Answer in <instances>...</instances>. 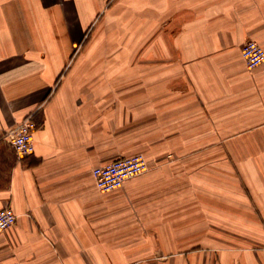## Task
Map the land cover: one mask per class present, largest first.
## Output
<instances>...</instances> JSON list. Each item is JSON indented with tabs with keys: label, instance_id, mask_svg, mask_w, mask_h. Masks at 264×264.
<instances>
[{
	"label": "crops",
	"instance_id": "obj_1",
	"mask_svg": "<svg viewBox=\"0 0 264 264\" xmlns=\"http://www.w3.org/2000/svg\"><path fill=\"white\" fill-rule=\"evenodd\" d=\"M248 39L264 48V0H0V209L17 215L0 264H264ZM29 114L19 157L5 132ZM136 153L144 173L96 189L94 166Z\"/></svg>",
	"mask_w": 264,
	"mask_h": 264
},
{
	"label": "built area",
	"instance_id": "obj_2",
	"mask_svg": "<svg viewBox=\"0 0 264 264\" xmlns=\"http://www.w3.org/2000/svg\"><path fill=\"white\" fill-rule=\"evenodd\" d=\"M240 53L248 69L264 63V48L256 40H246L241 46ZM38 127L33 115L29 114L6 130L5 139L19 157L34 152L33 136ZM147 169L145 156L136 153L94 166L91 175L96 189L100 192H108L122 187L125 181L144 173ZM16 217V213L10 207L0 209V234L15 223Z\"/></svg>",
	"mask_w": 264,
	"mask_h": 264
},
{
	"label": "rangeland",
	"instance_id": "obj_3",
	"mask_svg": "<svg viewBox=\"0 0 264 264\" xmlns=\"http://www.w3.org/2000/svg\"><path fill=\"white\" fill-rule=\"evenodd\" d=\"M111 49L114 50L116 48L113 47ZM123 50H125L127 53H130V54H133V55H138L139 54V48L138 47L124 48Z\"/></svg>",
	"mask_w": 264,
	"mask_h": 264
}]
</instances>
